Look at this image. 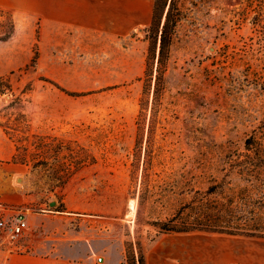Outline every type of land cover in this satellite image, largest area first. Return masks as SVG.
Masks as SVG:
<instances>
[{
	"label": "rangeland",
	"instance_id": "374dc122",
	"mask_svg": "<svg viewBox=\"0 0 264 264\" xmlns=\"http://www.w3.org/2000/svg\"><path fill=\"white\" fill-rule=\"evenodd\" d=\"M152 2L124 35L0 11V120L41 212L62 215L36 238L78 264H264V5L176 0L160 104L151 115L150 89L135 147ZM24 237L0 232V264L31 250Z\"/></svg>",
	"mask_w": 264,
	"mask_h": 264
},
{
	"label": "crops",
	"instance_id": "0c3cea01",
	"mask_svg": "<svg viewBox=\"0 0 264 264\" xmlns=\"http://www.w3.org/2000/svg\"><path fill=\"white\" fill-rule=\"evenodd\" d=\"M142 3L143 0H0V8L26 11L38 17L41 24L54 26L77 25L89 18L93 19L89 23L105 24L112 33L124 35L142 23ZM15 151L14 142L0 126V215L7 217L17 209L24 210L28 223L24 239L31 249L8 254L3 264H78L76 256L66 251L42 252L44 241L36 238L37 233L59 231L50 223L62 215L41 212L40 207L45 204L41 195L29 192L30 165L14 161Z\"/></svg>",
	"mask_w": 264,
	"mask_h": 264
},
{
	"label": "trees",
	"instance_id": "16d2710c",
	"mask_svg": "<svg viewBox=\"0 0 264 264\" xmlns=\"http://www.w3.org/2000/svg\"><path fill=\"white\" fill-rule=\"evenodd\" d=\"M260 1V5H264V0H255ZM2 9L0 8V11ZM256 21L253 23L259 25L261 19L259 17L263 16L261 10L256 11ZM179 19V11L177 9L176 0H153L152 2V14L149 24L145 28V37L148 40L147 53L145 56V63L143 74L140 77L142 80V97L140 99V111L136 119V139L135 147H138V138L140 129L141 117L144 115L147 105V97L151 89L152 101L150 106L151 115H154L159 107L160 98L164 89V72L167 65L168 55H169V46L171 42L172 33L174 27ZM36 54V51H35ZM35 61V55L34 59ZM12 87L7 82V77L0 75V95L11 93ZM71 95L82 94L81 92H68ZM0 126L4 132L11 139L9 132L6 129V125L3 124L0 120ZM27 150V148H25ZM14 161H19L24 163V159H19L17 157V152L13 156ZM80 163H76L75 167L68 165L62 171L66 172L65 174H70L72 170L79 168ZM164 230H171L166 227H162ZM175 231H182V229H172ZM138 264H144V255L140 252L138 256ZM131 264V263H130ZM135 264V263H134Z\"/></svg>",
	"mask_w": 264,
	"mask_h": 264
},
{
	"label": "built area",
	"instance_id": "2783aa9c",
	"mask_svg": "<svg viewBox=\"0 0 264 264\" xmlns=\"http://www.w3.org/2000/svg\"><path fill=\"white\" fill-rule=\"evenodd\" d=\"M27 229L28 223L23 209H17L7 217L0 215V232L9 238L24 237L27 234ZM96 260L100 262L102 257L98 256Z\"/></svg>",
	"mask_w": 264,
	"mask_h": 264
},
{
	"label": "bare ground",
	"instance_id": "6f19581e",
	"mask_svg": "<svg viewBox=\"0 0 264 264\" xmlns=\"http://www.w3.org/2000/svg\"><path fill=\"white\" fill-rule=\"evenodd\" d=\"M134 201L131 199L127 202L129 216H131L133 214V212L135 211V202Z\"/></svg>",
	"mask_w": 264,
	"mask_h": 264
},
{
	"label": "water",
	"instance_id": "95a60500",
	"mask_svg": "<svg viewBox=\"0 0 264 264\" xmlns=\"http://www.w3.org/2000/svg\"><path fill=\"white\" fill-rule=\"evenodd\" d=\"M54 204V202H51V205H53Z\"/></svg>",
	"mask_w": 264,
	"mask_h": 264
}]
</instances>
